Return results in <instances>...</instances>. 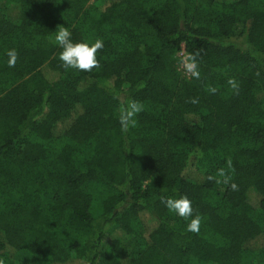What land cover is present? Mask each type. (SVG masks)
<instances>
[{
  "label": "trees",
  "instance_id": "1",
  "mask_svg": "<svg viewBox=\"0 0 264 264\" xmlns=\"http://www.w3.org/2000/svg\"><path fill=\"white\" fill-rule=\"evenodd\" d=\"M90 1L4 0L0 8V258H264V0ZM61 26L74 43L103 41L100 68L61 66ZM182 45L199 50V80L179 68ZM128 100L143 111L125 133L119 114ZM229 159L236 191L207 179ZM162 196L191 201L198 234Z\"/></svg>",
  "mask_w": 264,
  "mask_h": 264
},
{
  "label": "clouds",
  "instance_id": "2",
  "mask_svg": "<svg viewBox=\"0 0 264 264\" xmlns=\"http://www.w3.org/2000/svg\"><path fill=\"white\" fill-rule=\"evenodd\" d=\"M56 44L62 49L59 54V60L61 66L68 70L73 69L83 73H90L93 69L101 67L99 60L97 59V52L103 49V41L96 39L91 45L87 43H74L71 39V33L66 27H58V31L55 35ZM199 50L195 53H185L181 64L187 75L191 78L200 79V71L198 64ZM8 66L15 67L19 55L15 49L7 52ZM231 90L235 93H239V85L235 79H229L227 81ZM207 91L210 94H215L217 88L209 86ZM191 104H198V98H191L189 101ZM143 111V105L136 100H128L124 102L123 108L119 114V123L121 130L127 132L130 128H134L137 125L136 117ZM229 170L234 172L232 167V161H227V170L220 168L217 170L215 175L207 177L209 181H214L217 184L229 185L231 190H238V186L232 183V176L229 174ZM161 203L165 205L169 212L175 213L177 216L184 220H189L187 224V231L193 234H198L202 218L199 214L193 216V207L191 201L186 197L182 196L179 199H173L168 197H161ZM0 264H4L3 260H0Z\"/></svg>",
  "mask_w": 264,
  "mask_h": 264
},
{
  "label": "rangeland",
  "instance_id": "3",
  "mask_svg": "<svg viewBox=\"0 0 264 264\" xmlns=\"http://www.w3.org/2000/svg\"><path fill=\"white\" fill-rule=\"evenodd\" d=\"M3 2H4V0H0V8L3 6ZM92 2H93V0H91L89 4H92ZM184 54H185L184 46L182 45V48L179 51V53L177 54V56H178V60H179V68L182 72L185 73L183 66L181 64V60H182ZM128 241H126L125 243H127ZM136 247H137V244H136ZM12 255L13 254H9L10 257L4 256V257L0 258V260H3L4 264H43V263L37 262L35 257H33L27 253H20V254H18V256H16V258L12 257ZM245 261L248 264H264V258L255 252L249 253L245 257ZM69 264H80V263L72 262Z\"/></svg>",
  "mask_w": 264,
  "mask_h": 264
}]
</instances>
